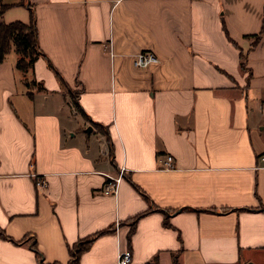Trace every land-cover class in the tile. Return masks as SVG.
<instances>
[{
  "label": "crops",
  "instance_id": "crops-1",
  "mask_svg": "<svg viewBox=\"0 0 264 264\" xmlns=\"http://www.w3.org/2000/svg\"><path fill=\"white\" fill-rule=\"evenodd\" d=\"M5 4L42 53L0 63V264H264V0Z\"/></svg>",
  "mask_w": 264,
  "mask_h": 264
},
{
  "label": "trees",
  "instance_id": "trees-1",
  "mask_svg": "<svg viewBox=\"0 0 264 264\" xmlns=\"http://www.w3.org/2000/svg\"><path fill=\"white\" fill-rule=\"evenodd\" d=\"M4 7H6V4L0 7V13L4 9ZM30 13H31V18L29 22H24L22 20H15L13 22L0 21V63L5 59L4 58L5 54L11 50L13 45H15L16 50L20 53V58L18 59L17 66L21 69H27L31 67L34 64V62L38 59V56L42 53L38 42V27L36 26V13L33 10H31ZM263 33H264V24L260 33L256 34L257 40L262 36ZM27 58L29 59L27 60ZM242 64L243 67H245V64L243 62ZM146 212L148 211H144L136 215L133 218V224H135L137 220L140 218V216H142ZM165 224L170 225L168 219L165 221ZM108 231L110 230H105L102 232H108ZM0 232L2 233L1 229ZM132 232L133 231H131L128 235L129 241H131ZM94 238L95 237H88L70 247L71 248V259L69 261L70 264H80L79 262L80 255L84 250L89 248ZM34 249L36 250L37 257L39 258V263L46 264L44 263L42 252L39 249H37L36 244H34ZM175 262L176 264H178L177 259L175 260ZM53 264H60V263L55 262Z\"/></svg>",
  "mask_w": 264,
  "mask_h": 264
},
{
  "label": "built area",
  "instance_id": "built-area-1",
  "mask_svg": "<svg viewBox=\"0 0 264 264\" xmlns=\"http://www.w3.org/2000/svg\"><path fill=\"white\" fill-rule=\"evenodd\" d=\"M159 61V57L157 56L156 53H154L152 50H143V51H138L135 54L134 57V65L138 67H147L151 63H155ZM263 111H264V104L262 106ZM261 159L263 161L264 165V154L261 156ZM175 166V161L174 157L171 154L167 155V160H166V168L168 167H174ZM107 181L104 185V193L110 194V193H117L118 190V184L120 183L123 174L121 173L119 176L115 177L111 174L107 175ZM47 180L45 177H38L37 179V184L46 186ZM132 262V251L130 248L122 249L118 253L117 257V263L116 264H130Z\"/></svg>",
  "mask_w": 264,
  "mask_h": 264
},
{
  "label": "rangeland",
  "instance_id": "rangeland-1",
  "mask_svg": "<svg viewBox=\"0 0 264 264\" xmlns=\"http://www.w3.org/2000/svg\"><path fill=\"white\" fill-rule=\"evenodd\" d=\"M19 55H20V54H19ZM28 59H29V58H27V60H28ZM29 68H30V67H29ZM27 82H28V84H29L28 86H30V83H31V82H30V81H27ZM31 84H32V83H31ZM35 85H36V84H33V86L31 85L30 87H31V88H32V87L40 88V86H38V85L35 86ZM71 95H72L73 98H75V93H74V94L72 93Z\"/></svg>",
  "mask_w": 264,
  "mask_h": 264
},
{
  "label": "water",
  "instance_id": "water-1",
  "mask_svg": "<svg viewBox=\"0 0 264 264\" xmlns=\"http://www.w3.org/2000/svg\"><path fill=\"white\" fill-rule=\"evenodd\" d=\"M247 264H253L252 262H248Z\"/></svg>",
  "mask_w": 264,
  "mask_h": 264
}]
</instances>
